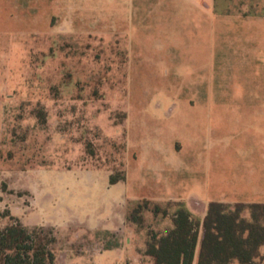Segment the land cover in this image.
<instances>
[{
  "label": "rangeland",
  "instance_id": "374dc122",
  "mask_svg": "<svg viewBox=\"0 0 264 264\" xmlns=\"http://www.w3.org/2000/svg\"><path fill=\"white\" fill-rule=\"evenodd\" d=\"M211 203L264 204V0H0V228L153 264Z\"/></svg>",
  "mask_w": 264,
  "mask_h": 264
},
{
  "label": "trees",
  "instance_id": "16d2710c",
  "mask_svg": "<svg viewBox=\"0 0 264 264\" xmlns=\"http://www.w3.org/2000/svg\"><path fill=\"white\" fill-rule=\"evenodd\" d=\"M126 180L111 176V184ZM145 202L136 210L133 221ZM164 218L169 209L156 205ZM172 226L152 231L144 255L154 264H264V204L211 203L203 220L185 207L171 215ZM55 241L44 229H29L15 217L0 228V264H56L50 245Z\"/></svg>",
  "mask_w": 264,
  "mask_h": 264
},
{
  "label": "crops",
  "instance_id": "0c3cea01",
  "mask_svg": "<svg viewBox=\"0 0 264 264\" xmlns=\"http://www.w3.org/2000/svg\"><path fill=\"white\" fill-rule=\"evenodd\" d=\"M207 212V211H206ZM205 215H206V213H205ZM172 223V222H171ZM171 226H172V224H171ZM148 257V256H147ZM150 258V257H149ZM151 259V258H150ZM151 261L153 262V260L151 259ZM153 264H154V262H153ZM194 264H197V260H195V263Z\"/></svg>",
  "mask_w": 264,
  "mask_h": 264
}]
</instances>
